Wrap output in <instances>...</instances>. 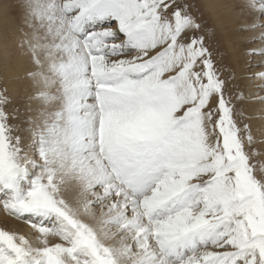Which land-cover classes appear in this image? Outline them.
I'll use <instances>...</instances> for the list:
<instances>
[{
	"label": "snow or ice",
	"instance_id": "snow-or-ice-1",
	"mask_svg": "<svg viewBox=\"0 0 264 264\" xmlns=\"http://www.w3.org/2000/svg\"><path fill=\"white\" fill-rule=\"evenodd\" d=\"M191 8L26 0L39 108L25 146L0 88V210L32 233L0 227V264H264V164Z\"/></svg>",
	"mask_w": 264,
	"mask_h": 264
},
{
	"label": "rangeland",
	"instance_id": "rangeland-1",
	"mask_svg": "<svg viewBox=\"0 0 264 264\" xmlns=\"http://www.w3.org/2000/svg\"><path fill=\"white\" fill-rule=\"evenodd\" d=\"M25 2L26 0H0V16L4 19L2 20L0 18V20L5 24L3 31H0V46H4L5 40H9L12 43L13 50L19 51L20 49L21 54L16 56L18 57L16 60L17 63H19V68L26 72V70L31 68L32 65L30 64L28 57L22 55V49L18 47L19 41L24 38L21 34V29L24 28ZM189 2L192 5V15L197 17L202 24L205 42L212 54L214 65L218 70L220 78L225 81V94L231 99L235 108L234 118L240 125L243 123H248L250 125L251 134L255 141L251 147L257 149L260 153V155L252 157V160L253 162H256L259 167L260 164H264V145L261 144L264 142V123H250L246 117V108L253 107L255 111L256 101L262 102V98H264V89L262 86L263 80L260 79L259 84L253 83V86L247 90L246 86L248 81L244 76L242 78L237 76L238 72L236 69L238 63L241 62V59L240 54H236L235 52L236 34L226 28V24L223 22L224 13L214 14L213 12L216 9L208 6L207 0H189ZM226 4L234 12L237 23L241 20L249 22L248 24L253 22L256 14L251 13L247 7H245V0H226ZM259 19H263L262 24H264V16L259 17ZM242 28L243 27L238 26L237 32H240V34L242 33L240 37L242 38L241 47H245L244 54H247L250 49L264 47V41L258 39L250 42V38H247L249 35L257 36L258 33L264 31V28L249 31H244ZM257 42H260V46L257 48L252 47L251 44L254 43V45L256 44L257 46ZM16 46L18 47V50L16 49ZM252 56L257 59V63L255 64L256 70L259 71V73L264 72V57L259 55H248V58H251ZM15 65L16 62H9V65L5 66V68L9 69ZM245 76L249 78L250 73L247 72ZM0 88H6L8 91V95L11 98V104L9 107L18 110L19 119L14 121V123L18 125L19 131L17 134L22 137L23 144L27 146L30 143V134L28 132V125L24 121L32 113L30 97L33 96L35 90L29 89L28 91H25L23 84L19 80V76L7 78L0 75ZM240 94H242V97L238 99L237 97L240 96ZM251 102H254V105H251ZM38 108L39 105L36 106V109ZM27 136L28 140L25 139ZM65 196L69 199L70 193L66 191ZM2 212L3 211H0V227L5 228L6 230L15 231L18 234L27 235V232L24 230L25 224L23 218L16 219L4 215Z\"/></svg>",
	"mask_w": 264,
	"mask_h": 264
},
{
	"label": "bare ground",
	"instance_id": "bare-ground-1",
	"mask_svg": "<svg viewBox=\"0 0 264 264\" xmlns=\"http://www.w3.org/2000/svg\"><path fill=\"white\" fill-rule=\"evenodd\" d=\"M207 3H208V6H210L213 9H216L213 12L214 14L224 13V17H223L224 21L223 22H224V24H226V28L231 30V32L232 31L235 32V34H236V46H235L236 51L235 52H236V54H240V59H241V62L238 63V66L236 69V71L238 72L237 76H240L241 78L244 76V78L248 81L246 88H247V90H249L250 87L253 86V83L254 84L260 83L259 82L260 79L258 78V75H257L259 73V71H257L256 67H255V64L257 63V59L254 58V56H252L251 58H248V55L244 54L245 47H241L242 38L240 37V35L242 33L240 34V32H237L238 26L244 27L249 22H244L243 20H241L239 23H237L235 14L229 8V6L226 4V0H207ZM0 18L2 20H4L3 17L0 16ZM260 22L263 23V19H260ZM241 24H243V25H241ZM4 26H5L4 22L0 20V31H3ZM257 29H260V28H257ZM0 34H1V32H0ZM253 36L254 35H249L247 38H252ZM262 41H264V40H262ZM10 43L11 42L9 40H7V41L5 40L4 46H0V75L3 77H7V78L13 77V76H17V77L19 76V80L23 84L25 91H28L29 89L35 90L32 87L31 81L29 79L25 78V71L23 69L19 68V63H17L16 58H18V57H16V56H19L21 54L20 49H19V51L13 50L12 49V47H13L12 43L11 44ZM259 43L257 42V46H256V44L254 45V43L251 45H252V47L257 48L258 46H260ZM238 47H239V49H238ZM16 49L18 50L17 46H16ZM9 62H11V63L16 62V65L13 67H10L9 69H6L5 66H8ZM246 68H248V69H246ZM247 72L250 73L249 78L245 76V74ZM262 86L264 89V80L262 81ZM30 104H31V108H32L31 115L34 116L36 114V110H37L36 106L39 105V103L35 100H31ZM251 105H254V102H251ZM246 109H247L246 117L250 123H252V124H254V122L258 123V124L264 123V102L256 101V110L255 111H254L253 107L252 108L247 107ZM27 138H28V136L25 139H27ZM29 141H30V139H29ZM261 144L264 145V142ZM67 192L70 193V196H69L70 201L73 200L77 195L76 189L72 188V187H70L67 190ZM0 211H2V210H0ZM3 214L6 215L5 213H3ZM24 224H25L24 230L27 232V235L31 234L32 229L30 228L29 224L25 222V220H24Z\"/></svg>",
	"mask_w": 264,
	"mask_h": 264
}]
</instances>
